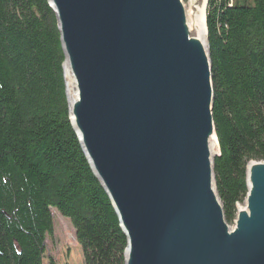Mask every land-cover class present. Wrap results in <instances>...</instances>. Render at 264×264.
I'll return each mask as SVG.
<instances>
[{
    "label": "water",
    "instance_id": "obj_1",
    "mask_svg": "<svg viewBox=\"0 0 264 264\" xmlns=\"http://www.w3.org/2000/svg\"><path fill=\"white\" fill-rule=\"evenodd\" d=\"M48 3L71 124L127 238L124 264H264V160L248 163L233 222L217 188L209 0Z\"/></svg>",
    "mask_w": 264,
    "mask_h": 264
},
{
    "label": "trees",
    "instance_id": "obj_2",
    "mask_svg": "<svg viewBox=\"0 0 264 264\" xmlns=\"http://www.w3.org/2000/svg\"><path fill=\"white\" fill-rule=\"evenodd\" d=\"M217 188L227 220L264 160V0H209ZM48 0H0V264H46L54 211L85 264H124L127 238L71 124ZM49 264H55L51 259Z\"/></svg>",
    "mask_w": 264,
    "mask_h": 264
},
{
    "label": "rangeland",
    "instance_id": "obj_3",
    "mask_svg": "<svg viewBox=\"0 0 264 264\" xmlns=\"http://www.w3.org/2000/svg\"><path fill=\"white\" fill-rule=\"evenodd\" d=\"M187 2V0H185ZM48 251L45 263L52 259L55 264H85L81 245L78 243L71 220L54 211L53 233L47 239Z\"/></svg>",
    "mask_w": 264,
    "mask_h": 264
},
{
    "label": "bare ground",
    "instance_id": "obj_4",
    "mask_svg": "<svg viewBox=\"0 0 264 264\" xmlns=\"http://www.w3.org/2000/svg\"><path fill=\"white\" fill-rule=\"evenodd\" d=\"M191 2H196V0H190ZM201 2V1H200ZM200 4L201 3H197V7H196V10H197V14L199 13L200 14V16H201V18H202V15L204 14V7L201 5L200 6ZM188 7H190V4L189 5H187Z\"/></svg>",
    "mask_w": 264,
    "mask_h": 264
}]
</instances>
